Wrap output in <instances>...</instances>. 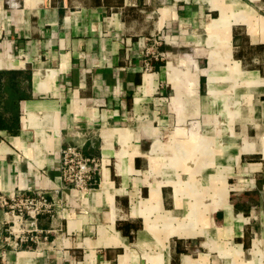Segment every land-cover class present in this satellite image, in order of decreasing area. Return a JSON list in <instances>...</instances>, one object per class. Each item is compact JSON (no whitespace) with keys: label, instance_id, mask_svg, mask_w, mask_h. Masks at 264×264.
<instances>
[{"label":"crops","instance_id":"1","mask_svg":"<svg viewBox=\"0 0 264 264\" xmlns=\"http://www.w3.org/2000/svg\"><path fill=\"white\" fill-rule=\"evenodd\" d=\"M68 145L92 188L63 185ZM18 192L56 208L19 250L0 209V264H264V0H0Z\"/></svg>","mask_w":264,"mask_h":264},{"label":"built area","instance_id":"2","mask_svg":"<svg viewBox=\"0 0 264 264\" xmlns=\"http://www.w3.org/2000/svg\"><path fill=\"white\" fill-rule=\"evenodd\" d=\"M150 67L147 63L146 70ZM101 167L100 159L87 157L80 147L68 145L61 151L60 177L63 185L73 191L92 188L97 183L95 178ZM55 208L56 203L45 192H18L9 197L0 194V209L9 217L4 242L14 250L32 247L39 242L37 223L40 217L53 216Z\"/></svg>","mask_w":264,"mask_h":264}]
</instances>
